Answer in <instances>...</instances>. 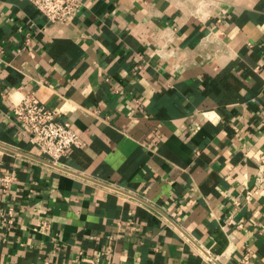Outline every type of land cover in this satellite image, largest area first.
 <instances>
[{
	"label": "crops",
	"instance_id": "1",
	"mask_svg": "<svg viewBox=\"0 0 264 264\" xmlns=\"http://www.w3.org/2000/svg\"><path fill=\"white\" fill-rule=\"evenodd\" d=\"M80 1L0 0V264H264V0ZM26 93L80 137L60 163Z\"/></svg>",
	"mask_w": 264,
	"mask_h": 264
},
{
	"label": "built area",
	"instance_id": "2",
	"mask_svg": "<svg viewBox=\"0 0 264 264\" xmlns=\"http://www.w3.org/2000/svg\"><path fill=\"white\" fill-rule=\"evenodd\" d=\"M35 8L51 24L67 25L72 23L81 11L80 0H30ZM17 116L22 128L30 138V142L38 151L49 157L53 162L60 161L67 155L68 151L79 145L80 137L72 128L70 122L57 119L58 113L45 107L33 93H26L22 100L15 106ZM17 179L13 172L2 177V182L9 187ZM259 179L264 181V159L260 165ZM249 192L246 199L251 198ZM236 205L239 202L236 201ZM0 217L8 224H14V208L10 207L7 212H0ZM50 221H41L38 229L45 234L51 227ZM209 262H215V258L209 256ZM239 264H252L249 256L240 261Z\"/></svg>",
	"mask_w": 264,
	"mask_h": 264
}]
</instances>
